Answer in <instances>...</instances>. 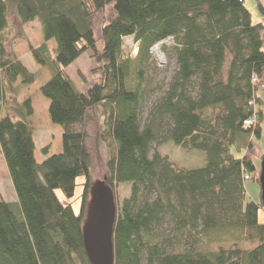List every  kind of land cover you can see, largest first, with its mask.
<instances>
[{
  "label": "trees",
  "instance_id": "1",
  "mask_svg": "<svg viewBox=\"0 0 264 264\" xmlns=\"http://www.w3.org/2000/svg\"><path fill=\"white\" fill-rule=\"evenodd\" d=\"M258 7L263 21L254 24L244 0H0V104L14 113L0 119V149L17 196L0 199V264H91L89 124L97 145L109 138L114 264H264V204L248 200L246 187L247 176L260 186V167L243 155L264 122V2ZM11 12L41 26L44 43L30 48L39 73L8 57ZM156 46L175 60L168 83L141 69ZM83 55L97 64L86 94L67 73ZM38 81L63 131L62 153L41 164L32 99L18 103ZM170 142L204 152L205 165L185 170L153 152ZM81 176L76 214L56 190L73 197Z\"/></svg>",
  "mask_w": 264,
  "mask_h": 264
},
{
  "label": "rangeland",
  "instance_id": "2",
  "mask_svg": "<svg viewBox=\"0 0 264 264\" xmlns=\"http://www.w3.org/2000/svg\"><path fill=\"white\" fill-rule=\"evenodd\" d=\"M261 1L264 2V0ZM245 4L252 13L254 24L262 22L263 15L258 7V0H248L245 1ZM257 15L259 19L256 18ZM4 35L7 38L6 47L8 57L22 61L30 72L39 73L42 68L33 60L30 54V48H38L44 43L40 24L34 21L23 25L16 14L11 12L9 15V28ZM51 45L54 47L55 42H51ZM124 49L132 55H137L138 53V45L133 38L124 39ZM96 67L97 64L95 61L83 55L67 69L69 77L81 93L86 94L97 82V78L92 75ZM141 69L144 72L145 78H152L154 84H161L170 81L175 72L176 64L175 60L171 58L170 50H163L160 46H156L151 51V58L142 62ZM42 84V81H38L18 98L19 104H22L29 98L32 99L34 114L30 118V121L34 129V140L36 143L35 158L38 164L43 163L51 156L61 154L63 151V131L59 125L53 123L51 120L48 111L49 101L40 94ZM260 96L264 100V91H261ZM149 109L150 107L147 106L144 110L142 116L143 122H145L148 117ZM6 116H14V113L11 109L5 108L0 104V119ZM262 130L261 137L254 140L253 148L249 151V154L257 160L256 164L258 167H261L262 151L264 152V122L262 123ZM88 132L89 135L86 143L91 154L89 171L91 189L87 204V218L84 224L86 230L93 220L97 190L104 184V178L107 175V147L109 143V138L106 136L105 138L107 140L103 139L102 143L97 145L96 128L94 124L88 125ZM46 147H48V153L44 151ZM154 150H157V152L164 156H168L171 162L181 169L193 170L205 165L206 155L200 150L184 149L172 142L161 146L154 144L153 152ZM259 158H261V160H259ZM86 181V176L78 178L74 196L71 198L66 197L61 190H56V195L59 200L65 205H71L76 214H79L81 210ZM246 187L247 199L259 203L261 201L260 186L254 181H247ZM14 197H16L17 200L14 186L0 149V199L12 201ZM121 197H124L123 193H121ZM263 220L264 212L261 211L260 221L263 222ZM171 227L172 225L166 226V229L170 230Z\"/></svg>",
  "mask_w": 264,
  "mask_h": 264
},
{
  "label": "water",
  "instance_id": "3",
  "mask_svg": "<svg viewBox=\"0 0 264 264\" xmlns=\"http://www.w3.org/2000/svg\"><path fill=\"white\" fill-rule=\"evenodd\" d=\"M261 199L264 204V156L260 167ZM116 216L114 195L102 184L96 195L94 216L84 233L85 250L91 264H114L113 225Z\"/></svg>",
  "mask_w": 264,
  "mask_h": 264
},
{
  "label": "crops",
  "instance_id": "4",
  "mask_svg": "<svg viewBox=\"0 0 264 264\" xmlns=\"http://www.w3.org/2000/svg\"><path fill=\"white\" fill-rule=\"evenodd\" d=\"M244 1H248V0H244ZM256 18L257 19H259V17H258V15L256 16ZM262 81H263V87H262V89L258 92V96L260 97V98H262L260 95H261V91L263 92L264 91V72H263V75H262ZM263 99V98H262ZM264 101V100H263ZM263 131V130H262ZM262 135V134H261ZM256 139V137H255V135L254 134H252V135H250V137H249V141H250V143H251V146L249 147V149L248 150H246L244 153H243V155L247 158V159H249L250 161H252L253 163H254V165L256 166V167H258L257 166V160L251 155V154H249V151L250 150H252V148H253V144H254V140ZM262 153L264 154V152L262 151ZM263 154H262V156H263ZM262 158V157H261ZM261 158H259V160H261ZM250 181V180H249ZM4 201L5 202H9V203H15L17 200H16V197H14L13 199H12V201L11 200H6V199H4ZM11 201V202H10Z\"/></svg>",
  "mask_w": 264,
  "mask_h": 264
},
{
  "label": "built area",
  "instance_id": "5",
  "mask_svg": "<svg viewBox=\"0 0 264 264\" xmlns=\"http://www.w3.org/2000/svg\"><path fill=\"white\" fill-rule=\"evenodd\" d=\"M245 126H254L256 124V118L249 119L245 121ZM247 180H250V177H246Z\"/></svg>",
  "mask_w": 264,
  "mask_h": 264
}]
</instances>
